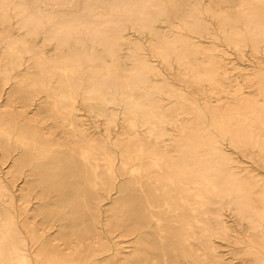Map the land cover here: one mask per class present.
Segmentation results:
<instances>
[{
	"label": "bare ground",
	"instance_id": "bare-ground-1",
	"mask_svg": "<svg viewBox=\"0 0 264 264\" xmlns=\"http://www.w3.org/2000/svg\"><path fill=\"white\" fill-rule=\"evenodd\" d=\"M235 153L264 168V0H0V164L29 183L0 169V264H233L215 240L264 264ZM35 189L41 223L15 206Z\"/></svg>",
	"mask_w": 264,
	"mask_h": 264
},
{
	"label": "rangeland",
	"instance_id": "rangeland-1",
	"mask_svg": "<svg viewBox=\"0 0 264 264\" xmlns=\"http://www.w3.org/2000/svg\"><path fill=\"white\" fill-rule=\"evenodd\" d=\"M192 1V0H190ZM201 6H205L208 3V0H197ZM169 24H167L168 26ZM164 26H166V24H161V28L166 31V29ZM252 56L253 54L247 50H245L244 52V57L240 58L238 55H236L234 52H231L228 50V52L226 53V55H224L225 59V63L227 66H233V65H237L239 66V68H243V72H248L251 69L255 68V63L251 62L252 60ZM157 66H160L163 73L170 79H173L176 76V69L174 68V70H167L165 69L163 66H161L160 63L157 64ZM237 70H231V74L235 73ZM206 89V88H205ZM9 89H6L5 92H7ZM189 92H191V90L188 89ZM205 96L208 98V91L205 90ZM4 98V96H3ZM81 112L84 114V119L90 123L91 122V118H89L86 110L84 108L81 107ZM119 112V111H117ZM93 126V124H92ZM92 128H95L94 126ZM100 127H98L99 130ZM235 158V160L238 161V165L240 167H247V169L252 170V173H254L255 175L258 176L259 179L264 180V168L261 165H256L254 163L249 162L248 159H246L245 157L241 156V155H237L236 153L232 156ZM0 169L1 172L4 173V180L5 182L10 183L13 186V190L15 192V195L18 196V194H20L19 189L23 188V190L25 188H27L28 184H25L24 181L22 179H17L15 181L12 180L11 177V163L10 162H6L5 164H0ZM22 194L24 192H21ZM39 195V191L38 189H35L34 191L31 192V195L28 196L27 200L24 201V199H19L18 197L15 199V206H16V211L17 213L22 212V214H27L28 219L27 221H31L34 222L36 221V223H41L42 219H43V214L41 213V203L40 200L37 198V196ZM116 196V194H113L112 198H114ZM106 204V205H105ZM111 204V201H108L107 203L104 202V207H102V209H105V207H109V205ZM226 221L228 222V224L232 227V229L242 233V229L236 224V222L234 221L233 217L228 213L225 212L224 215ZM104 220H105V213L102 214L101 217V223L99 224L100 230L102 231V233H104L105 237H107V239L109 240L110 244H115L114 241H121L119 245H121L123 247V251L124 252H128L130 249V244L129 243H124V241H127L128 239H130V237L127 238H121L119 236L118 233H116L117 237L112 240L110 238V236L107 234V230L105 229V227L103 226L104 224ZM57 226H55L53 229H51L48 233H50L51 235H54L57 232ZM123 239V240H122ZM215 244L217 246V250L219 252V254L222 256V258L225 260V262H232L233 264H245V259H244V255H243V251L244 248L242 245H236V244H232L231 242L228 241H219V240H215Z\"/></svg>",
	"mask_w": 264,
	"mask_h": 264
}]
</instances>
